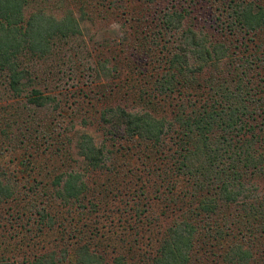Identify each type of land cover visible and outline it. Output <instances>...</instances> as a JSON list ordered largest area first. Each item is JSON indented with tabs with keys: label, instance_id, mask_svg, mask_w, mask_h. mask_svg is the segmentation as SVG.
<instances>
[{
	"label": "trees",
	"instance_id": "16d2710c",
	"mask_svg": "<svg viewBox=\"0 0 264 264\" xmlns=\"http://www.w3.org/2000/svg\"><path fill=\"white\" fill-rule=\"evenodd\" d=\"M67 1L0 0V75L14 96L26 98L35 108L58 106V102L36 88L37 78L27 63L49 59L57 43L68 42L81 31L71 10L62 18L51 11ZM143 1L151 7L158 2ZM201 1L205 4L200 11H211L209 16L214 10L208 4L220 5V13L214 14L216 26L202 25L197 8L157 6L158 30L152 34L153 41L164 36V68L153 76L151 90L146 83L130 87L141 103L139 111L117 107L102 114V121L111 126L110 135L153 149L158 160H168L169 167L155 171L153 161L151 167L146 163L151 155L141 156L150 174L154 170L163 179V193L177 212L156 242L155 253L145 254L144 264H196L201 254L229 264H248L253 253L247 240L254 244L256 234L264 237V197L255 185L264 181V4L262 0ZM153 43L157 48L159 42ZM255 71L257 75L252 74ZM207 73L210 76L204 78ZM165 107L167 114L159 115L157 111ZM75 147L87 170L103 167L106 152L91 136L78 134ZM54 186L56 199L71 206L81 203L88 191L76 173L60 175ZM14 196L12 183L0 180V203ZM46 205L44 200L31 205L38 221L48 228L34 238L41 242L43 236L54 237L63 245L46 254L34 253L21 264H137L132 253L107 260L108 253L97 246H116V237H109L108 243L101 237L93 247L91 241L98 233L91 230L81 243V231L68 230L60 220L57 224ZM72 211L68 208L69 215ZM74 212L79 215L78 209ZM56 216H61L60 211ZM70 238L78 241L70 243ZM29 241L23 240L27 246ZM0 264L19 263L0 259Z\"/></svg>",
	"mask_w": 264,
	"mask_h": 264
},
{
	"label": "rangeland",
	"instance_id": "374dc122",
	"mask_svg": "<svg viewBox=\"0 0 264 264\" xmlns=\"http://www.w3.org/2000/svg\"><path fill=\"white\" fill-rule=\"evenodd\" d=\"M190 1L158 0L151 7L143 0H68L53 7L51 11L58 18L71 10L79 20L80 34L57 43L49 59L27 64H31L37 78L36 88L55 97L58 106L54 103L35 108L26 98L14 96L0 75V180L10 181L15 188L14 198L0 203V259L21 264L34 253L46 254L62 247L63 243L54 241V237L43 236L41 242L34 238L48 229L38 221L36 210L31 209L37 200L47 202L46 210L57 224L60 220L68 230L77 227L82 233L81 243L86 242L84 235L91 230L98 233L91 241L93 247L101 237L107 243L109 237H116V246L96 245L108 253L107 260L132 253L135 263L144 264L148 259L145 254L155 253L156 242L177 214L163 193V179L154 174L159 166L169 167L168 160H158L153 149L146 150L145 146L110 135L111 126L102 121V114L117 107L139 111L141 103L130 87L146 83L151 90L153 76L164 68V36L153 41L152 34L158 30L157 6L162 10L197 8L196 16L202 25L216 26L220 5L209 3L208 9L214 10L209 16L211 11H200L205 2L193 0L189 7ZM56 2L61 3H53ZM82 10L86 15L82 16ZM112 23L121 25V34L108 31ZM153 42H159L157 48ZM252 74L257 75V71ZM208 76L209 73L203 75ZM157 113L166 115L167 108H160ZM46 132L50 135L44 137ZM81 133L91 136L96 146L106 152L104 165L97 171L87 170L77 153L75 143ZM150 155L151 159H146ZM141 156L146 157L149 167L153 161L152 175ZM70 173L82 176L88 187L82 202L73 206L56 199L59 197L54 186L60 175L66 178ZM255 185L264 197V181L257 180ZM68 208H72L73 215L68 214ZM137 209L140 217L135 215ZM59 231L63 232L61 225ZM256 235L254 244L247 238L253 253L248 264H264V237ZM29 239L32 241L27 246L23 240ZM72 239L70 243L78 241ZM16 244L18 250L14 252ZM199 257L196 264H229L202 254Z\"/></svg>",
	"mask_w": 264,
	"mask_h": 264
},
{
	"label": "clouds",
	"instance_id": "9594fccd",
	"mask_svg": "<svg viewBox=\"0 0 264 264\" xmlns=\"http://www.w3.org/2000/svg\"><path fill=\"white\" fill-rule=\"evenodd\" d=\"M108 31L114 34H121L122 33V28L121 25L117 24V23H112L109 28Z\"/></svg>",
	"mask_w": 264,
	"mask_h": 264
}]
</instances>
